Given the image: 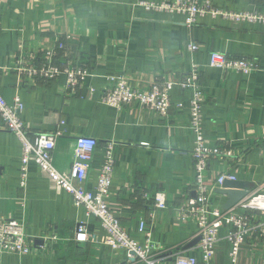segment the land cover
<instances>
[{"label":"crops","instance_id":"1","mask_svg":"<svg viewBox=\"0 0 264 264\" xmlns=\"http://www.w3.org/2000/svg\"><path fill=\"white\" fill-rule=\"evenodd\" d=\"M139 1L0 0V94L9 103L22 97L31 135L60 132L53 153L60 171L67 172L74 162L77 137L97 139L84 182L88 189L96 183L105 147L114 143L110 207L140 242L146 237L138 226L145 219L156 254L171 263L175 251L191 250L196 239L195 223L182 221L177 211L196 196L190 93L173 89V101L185 107L172 108L168 117L134 105L116 109L101 103L100 96L110 76L125 75L132 86L144 88L155 80L176 81L199 64L207 143L233 151L215 156L204 172L213 187L212 201L224 206L227 196L219 193L221 188L247 190L248 197L264 182V22L208 14L189 27L185 15L146 12ZM207 1L230 13L264 12V0ZM61 40L67 58L92 72L75 91L67 89L64 75L46 80L18 73L20 52L40 57ZM190 42L200 49L190 51ZM211 51L252 58L256 69L245 75L210 67ZM21 156L20 140L4 129L0 115V217L24 221L33 243L31 254L23 257L0 253V264H145L128 261L125 251L106 244L99 221L76 207L37 165L31 163L26 186H21ZM223 173L235 174L238 182L222 187L217 179ZM157 193L166 199V209L154 207ZM81 222L88 227L87 243L72 240ZM50 234L59 239L45 242ZM221 248L215 264L230 259L228 245ZM241 254L243 264H254L252 255H264V249L246 244Z\"/></svg>","mask_w":264,"mask_h":264},{"label":"built area","instance_id":"2","mask_svg":"<svg viewBox=\"0 0 264 264\" xmlns=\"http://www.w3.org/2000/svg\"><path fill=\"white\" fill-rule=\"evenodd\" d=\"M137 5L146 12H167L185 15V24L192 27L199 17L204 15L224 16L242 21L264 22V12L230 13L216 9L207 0H141ZM192 52L200 49L195 42L188 44ZM65 41H57L56 45L46 50L43 56L26 51L20 52L17 59L18 73L29 75L33 79L42 77L53 80L59 75L66 78V87L75 91L92 75L90 67L85 63L67 58ZM208 65L217 69H232L250 75L257 62L249 57H235L219 51H211ZM110 85L101 96L100 102L116 109L126 106H139L152 109L161 117H168L172 108L182 110L183 101H173V89L179 87L189 92L188 107L190 111V128L194 135L193 161L195 168V197H188L178 208L182 221H193L196 225L195 237L199 242L189 251L177 250L171 256V263L156 254L152 241V233L145 219L138 226L139 233H145V241L140 242L121 222L120 217L110 207V190L115 171L114 143L107 144L103 151L102 164L94 187L88 189L84 182L97 148V139L89 135H81L76 139L75 160L67 172L60 171L53 159L56 140L60 132L39 133L31 135L25 126L23 112L24 101L16 95L9 103L0 94V115L3 127L18 137L22 144L21 186H26L29 166L37 165L55 183L71 195L76 207L82 209L88 217L96 218L106 233L105 243L114 250H123L127 260L136 258L145 264H215V258L223 245H228L231 264H238L239 255L244 245H259L264 249V182L257 192L241 200L229 210L214 204L212 201V185L204 172L209 161L215 156H232V148L212 147L208 145L204 133L203 107L205 104L204 87L201 82L199 64L193 63L191 70L178 80H155L148 87L136 88L131 85L125 75L108 77ZM237 180L233 173H223L217 179L219 185L225 180ZM154 207L166 209L167 201L162 193L154 197ZM24 221L0 217V253L14 254L20 257L31 254L32 239L26 231ZM59 239L50 234L44 237L45 242ZM78 243L89 241V231L81 222L75 229L73 239Z\"/></svg>","mask_w":264,"mask_h":264},{"label":"water","instance_id":"3","mask_svg":"<svg viewBox=\"0 0 264 264\" xmlns=\"http://www.w3.org/2000/svg\"><path fill=\"white\" fill-rule=\"evenodd\" d=\"M238 180H225L222 184V187H225L227 184H235L237 183ZM219 193L224 194L227 196V201L223 206V209L225 210H229L232 207H234V205H236L238 202H240L243 198H245L248 194L247 190H236L233 188H221L219 190ZM200 237H197L192 243L191 245H189L190 249L193 248L194 246L197 245V243L199 242ZM132 261H136V258L131 259Z\"/></svg>","mask_w":264,"mask_h":264},{"label":"rangeland","instance_id":"4","mask_svg":"<svg viewBox=\"0 0 264 264\" xmlns=\"http://www.w3.org/2000/svg\"><path fill=\"white\" fill-rule=\"evenodd\" d=\"M221 251H222V248L219 249V252L218 253H220ZM252 257L254 259V264H264V255L263 254H259L257 256H253L252 255ZM239 258H240L239 259V264H243V262H242V254L240 255ZM222 261H223L224 264H231L230 259H229V261H228V259H222Z\"/></svg>","mask_w":264,"mask_h":264}]
</instances>
